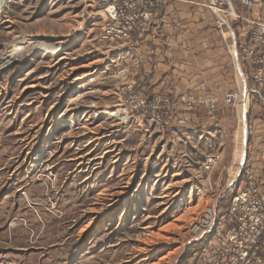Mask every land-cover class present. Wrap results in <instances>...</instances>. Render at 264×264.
Instances as JSON below:
<instances>
[{
  "label": "rangeland",
  "instance_id": "1",
  "mask_svg": "<svg viewBox=\"0 0 264 264\" xmlns=\"http://www.w3.org/2000/svg\"><path fill=\"white\" fill-rule=\"evenodd\" d=\"M105 20L83 0H0V264L200 262L214 180L240 168L239 127L173 128L175 107L164 127L124 114V88L143 89ZM42 42L60 47L31 52ZM18 47L28 53L14 62ZM223 150L217 169H199Z\"/></svg>",
  "mask_w": 264,
  "mask_h": 264
},
{
  "label": "built area",
  "instance_id": "2",
  "mask_svg": "<svg viewBox=\"0 0 264 264\" xmlns=\"http://www.w3.org/2000/svg\"><path fill=\"white\" fill-rule=\"evenodd\" d=\"M83 1L100 7L106 17L103 37L110 43L128 42L134 33L148 31L158 17L157 0ZM235 1L209 0L208 7L222 20L237 19L239 61L249 74L252 91L264 96V0H239L244 14L237 12ZM124 92L128 93L123 103L124 114L146 115L162 127L172 120L173 108L177 110L179 105L183 112L177 111L179 115L174 118L179 126L186 127L199 107H203L205 116L197 119L198 124H214L216 109L222 103L239 107L243 99V93L238 90L225 92L223 97L181 95L177 100L159 94L148 98L143 91H135L133 85L126 86ZM221 161V153H208L199 169L212 172ZM242 166L243 163L237 170L233 167L235 178L224 184L214 198V209H208L199 222L202 228L197 229L196 240H206L199 264H264V193L252 177L243 174Z\"/></svg>",
  "mask_w": 264,
  "mask_h": 264
},
{
  "label": "crops",
  "instance_id": "3",
  "mask_svg": "<svg viewBox=\"0 0 264 264\" xmlns=\"http://www.w3.org/2000/svg\"><path fill=\"white\" fill-rule=\"evenodd\" d=\"M208 2L157 0L158 17L153 25L146 32L134 33L128 42L116 44L117 59L123 62V70H128L126 73L137 82V87L149 97L156 94H166L175 100L181 95L223 97L225 92L238 90L242 93L246 80L248 131L242 171L245 176L252 177L264 193V96L252 91L249 74L239 61L236 42L240 26L231 19L222 20L216 16ZM216 110L214 124L218 122L227 130L238 126L239 132V107L222 103ZM178 111L183 112L182 105ZM204 113L203 107H199L186 128L204 127L198 124ZM171 125L177 127L176 120ZM218 152L223 161L225 150ZM232 164L224 169L231 172L235 162ZM218 175L214 180L216 184L224 185L232 178L228 173V176Z\"/></svg>",
  "mask_w": 264,
  "mask_h": 264
},
{
  "label": "bare ground",
  "instance_id": "4",
  "mask_svg": "<svg viewBox=\"0 0 264 264\" xmlns=\"http://www.w3.org/2000/svg\"><path fill=\"white\" fill-rule=\"evenodd\" d=\"M58 47H60V45L54 46V45H51V44L42 42L39 45H37V47H34L31 50V52L36 53V51L39 48H43L44 50H47L48 52L57 53ZM12 53H13L12 61L18 62V61H23L24 59H26V55H27L28 52L25 51L23 47H18L16 49L12 50ZM241 74H242V72H241ZM245 81H244V86L245 87H244V90H242L243 99H242L241 105L239 106V109H240V119H241V122H240L241 128L239 130V137H238V140H237V142H239V146H240V150H239L240 151V155L238 157L239 165L242 164L244 162V159H245L244 156H245V149H246V144H247V142H246V138H247L246 135H247V131H248V126L246 125L247 124L246 123V111H247V109L245 107V101H246V93H245V90H246L245 83L246 82ZM30 87H33V85H31ZM73 100H75V99H73Z\"/></svg>",
  "mask_w": 264,
  "mask_h": 264
},
{
  "label": "trees",
  "instance_id": "5",
  "mask_svg": "<svg viewBox=\"0 0 264 264\" xmlns=\"http://www.w3.org/2000/svg\"><path fill=\"white\" fill-rule=\"evenodd\" d=\"M238 34H239V31H238Z\"/></svg>",
  "mask_w": 264,
  "mask_h": 264
}]
</instances>
